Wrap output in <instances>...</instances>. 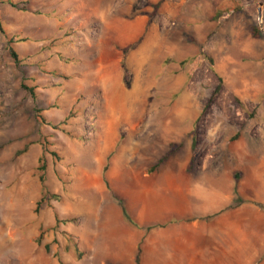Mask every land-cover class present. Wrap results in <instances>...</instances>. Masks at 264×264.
I'll use <instances>...</instances> for the list:
<instances>
[{"label": "rangeland", "instance_id": "obj_1", "mask_svg": "<svg viewBox=\"0 0 264 264\" xmlns=\"http://www.w3.org/2000/svg\"><path fill=\"white\" fill-rule=\"evenodd\" d=\"M163 167L197 264H264V0H0V264H111Z\"/></svg>", "mask_w": 264, "mask_h": 264}, {"label": "crops", "instance_id": "obj_2", "mask_svg": "<svg viewBox=\"0 0 264 264\" xmlns=\"http://www.w3.org/2000/svg\"><path fill=\"white\" fill-rule=\"evenodd\" d=\"M158 174H165L161 178L164 184L159 191L163 195V203L159 204L158 213L143 204L138 205L137 213L129 217L130 221L124 218L121 209V215L113 216L114 231L118 235L114 242L118 258L111 260V264H135L134 258L139 247L140 264H197L199 254L205 251V239L208 236L213 239V235L202 232L200 237L194 229L196 222L182 221L198 212L187 202L192 196H198L197 183L194 182L193 188L188 184L191 177L181 175L180 168L176 167H163ZM218 189L207 197L210 202L199 210L201 213L229 204V195L222 191L223 188ZM215 193L220 194L216 199L212 197ZM173 197L178 200L174 201ZM107 263L101 261L99 264Z\"/></svg>", "mask_w": 264, "mask_h": 264}, {"label": "trees", "instance_id": "obj_3", "mask_svg": "<svg viewBox=\"0 0 264 264\" xmlns=\"http://www.w3.org/2000/svg\"><path fill=\"white\" fill-rule=\"evenodd\" d=\"M9 3H10V2H9ZM10 4H11L12 6H15V4L12 3V2H11ZM251 34H252V36L255 37V38L260 37V33H259L256 29H253V30L251 31ZM135 46H136V44H131L128 50L133 49ZM10 54H11V56L13 57V59H15V60L17 59V54L15 53V51H14L13 49H10ZM209 60H211V59H209ZM23 88L26 89L30 94H33V90H32V88L25 87V85H23ZM173 146H174L173 144L170 145V147H173ZM171 154H172V150H169L164 156H162V157L159 159L157 165H159V164H161L162 162L166 161V160L168 159V157H169ZM105 170H106V166L103 168V172H104ZM237 179H238V176H237V174H235V175H234V180L236 181ZM234 198H235V200H234V202H235L234 206L242 202L241 200H239V196L236 194V192L234 193ZM120 206H121V210H122V214H123L124 218H125L127 221H130V220H129V217H128V215H127V213H126V211H125V209H124V207H123V205L121 204ZM209 217H210V216H209ZM207 218H208V217H207ZM148 229H150V227H149V228H146V230H148ZM140 255H141V249H140V247H139V248L137 249V251H136L135 258H134L135 264H139V263H140Z\"/></svg>", "mask_w": 264, "mask_h": 264}]
</instances>
